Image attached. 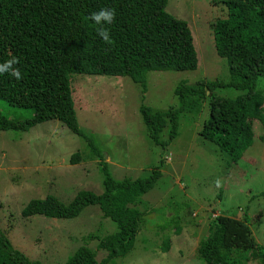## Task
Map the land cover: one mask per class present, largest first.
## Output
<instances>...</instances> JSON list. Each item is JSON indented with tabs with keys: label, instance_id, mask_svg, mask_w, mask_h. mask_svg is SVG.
Masks as SVG:
<instances>
[{
	"label": "trees",
	"instance_id": "1",
	"mask_svg": "<svg viewBox=\"0 0 264 264\" xmlns=\"http://www.w3.org/2000/svg\"><path fill=\"white\" fill-rule=\"evenodd\" d=\"M213 1L225 7V16L212 22V35L217 54L226 59L228 78L179 82L174 89L177 106L155 111L141 104L139 110L153 142L164 148L177 136L181 114H198L208 99V115L199 133L236 163L253 144V121L264 128V93L260 88L264 81V0ZM167 2L0 0V99L29 112L17 119L0 110V131L23 133L49 120L60 121L85 140L88 158H98L103 184L102 193L82 189L68 202L51 193L32 198L21 215L71 219L87 206L98 205L102 216L116 226L114 232L96 238L97 248L106 252L100 261L95 250L82 244L63 264H110L126 256L140 231L142 215L136 204L154 187L165 162L160 159L145 177L113 178L94 136L79 126L71 75L128 76L145 93L151 70L197 68L188 22L169 13ZM230 87L241 94L225 97L216 91ZM165 128L168 135L163 138ZM80 158L77 151L70 163ZM259 195L264 196V191ZM252 223L247 211L242 216L216 215L200 242L206 263L264 264V245L257 241ZM88 237L96 236L89 233ZM168 248L167 240L163 251ZM0 264L43 263L16 249L0 228Z\"/></svg>",
	"mask_w": 264,
	"mask_h": 264
},
{
	"label": "rangeland",
	"instance_id": "2",
	"mask_svg": "<svg viewBox=\"0 0 264 264\" xmlns=\"http://www.w3.org/2000/svg\"><path fill=\"white\" fill-rule=\"evenodd\" d=\"M166 10L188 22L197 68L151 70L145 93L128 76L71 75L79 126L94 136L113 178L145 177L165 159L154 187L136 204L142 216L133 249L110 264H207L200 242L220 213L242 216L247 211L254 235L264 245V196L259 195L264 191V139H260L264 128L259 121H253V144L238 162L231 163L225 152L199 133L208 115V99L198 114H181L178 134L164 148L153 142L142 119L141 104L155 111L177 106L174 89L179 82L225 80L229 75L212 35L213 20L225 16L224 5L213 0H168ZM260 88L264 93V81ZM216 91L225 97L242 92L232 87ZM0 110L9 118L29 116L27 110L1 99ZM167 135L165 128L162 137ZM77 151L80 161L71 164V155ZM87 154L85 140L58 120L23 133L0 131V228L31 260L63 264L82 244L95 250L98 261L105 257L96 238L114 232L116 226L102 216L98 205L87 206L71 219L21 215L30 199L49 193L63 202L82 189L102 193L98 158ZM167 240L169 248L163 251Z\"/></svg>",
	"mask_w": 264,
	"mask_h": 264
},
{
	"label": "crops",
	"instance_id": "3",
	"mask_svg": "<svg viewBox=\"0 0 264 264\" xmlns=\"http://www.w3.org/2000/svg\"><path fill=\"white\" fill-rule=\"evenodd\" d=\"M135 179V178H134ZM142 200H143V198L141 199V201L140 202H142Z\"/></svg>",
	"mask_w": 264,
	"mask_h": 264
}]
</instances>
